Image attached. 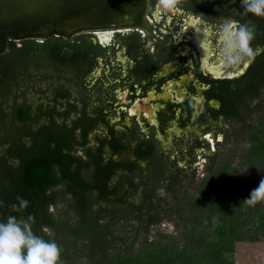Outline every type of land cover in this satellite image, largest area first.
<instances>
[{
  "label": "trees",
  "instance_id": "16d2710c",
  "mask_svg": "<svg viewBox=\"0 0 264 264\" xmlns=\"http://www.w3.org/2000/svg\"><path fill=\"white\" fill-rule=\"evenodd\" d=\"M236 17L255 28L257 54L234 89L218 93L214 115L230 119L223 137L237 157H211L197 181L167 171L155 144L132 148L96 132L104 117L85 98L72 102L69 72L83 87L99 48L84 33L77 48L55 35L9 41L0 55V222L34 215L33 232L55 240L63 264H234L236 242L264 239V203L244 202L264 179V18ZM193 182L196 193H182ZM18 196L29 205L13 211ZM165 216L177 218V234L160 228Z\"/></svg>",
  "mask_w": 264,
  "mask_h": 264
},
{
  "label": "flooded vegetation",
  "instance_id": "af4514ba",
  "mask_svg": "<svg viewBox=\"0 0 264 264\" xmlns=\"http://www.w3.org/2000/svg\"><path fill=\"white\" fill-rule=\"evenodd\" d=\"M241 12V0H188L174 14L149 0L150 31L93 30L64 38L77 48L82 42L76 37L84 33L91 46H99L89 52L93 66L87 63L92 68L85 75V87H78L75 67L69 72L72 102L85 98L89 111L104 117L96 132L109 139L114 131L132 148L141 140L155 144L169 157L167 171L178 167L184 176L195 175L197 148L208 142L206 135H223L230 127V119L214 115L221 109L218 93L233 90L249 66L225 67L220 52L225 21L250 27V20L236 17ZM82 89L85 95L79 93ZM114 114L116 121L111 120Z\"/></svg>",
  "mask_w": 264,
  "mask_h": 264
},
{
  "label": "water",
  "instance_id": "95a60500",
  "mask_svg": "<svg viewBox=\"0 0 264 264\" xmlns=\"http://www.w3.org/2000/svg\"><path fill=\"white\" fill-rule=\"evenodd\" d=\"M149 0H0V55L9 41L93 30H149Z\"/></svg>",
  "mask_w": 264,
  "mask_h": 264
},
{
  "label": "clouds",
  "instance_id": "9594fccd",
  "mask_svg": "<svg viewBox=\"0 0 264 264\" xmlns=\"http://www.w3.org/2000/svg\"><path fill=\"white\" fill-rule=\"evenodd\" d=\"M188 0H157L161 11L175 13ZM244 13L264 18V0H241ZM222 38V60L225 67H238L251 63L257 54L252 47L254 29L244 24L225 21L220 32ZM18 204L11 205L13 211L26 209L29 201L17 197ZM249 205L264 203V179L253 189L250 197L244 200ZM35 216L17 219L9 215L6 222H0V264H63L61 248L55 240H45L37 236L32 225Z\"/></svg>",
  "mask_w": 264,
  "mask_h": 264
},
{
  "label": "rangeland",
  "instance_id": "374dc122",
  "mask_svg": "<svg viewBox=\"0 0 264 264\" xmlns=\"http://www.w3.org/2000/svg\"><path fill=\"white\" fill-rule=\"evenodd\" d=\"M222 52V51H220ZM218 52V53H220ZM222 57V56H221ZM100 71V69H98ZM117 115L111 116L112 121H116ZM207 143L203 147L197 148L198 157L196 159V181L198 178L206 175V167L210 163L208 156H215V161H220L230 158L232 155L237 157L236 151H231L230 147L233 145V140L225 141L223 135L221 134H207ZM242 143V142H241ZM208 144V146H207ZM202 146V145H201ZM193 182L188 189H184L182 193H196L195 184ZM164 191H162L163 193ZM175 193V192H174ZM180 193V192H178ZM165 195V193H164ZM182 196V194H180ZM172 201V195H167L166 202L169 204ZM177 218L175 216L168 217L165 216L160 224V228L167 230L172 234H177ZM234 264H264V239L259 241H238L235 243V253H234Z\"/></svg>",
  "mask_w": 264,
  "mask_h": 264
}]
</instances>
